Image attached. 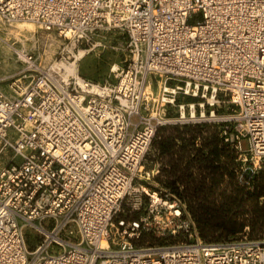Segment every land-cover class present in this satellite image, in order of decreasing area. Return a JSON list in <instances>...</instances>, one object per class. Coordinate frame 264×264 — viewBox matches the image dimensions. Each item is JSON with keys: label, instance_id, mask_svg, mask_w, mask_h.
I'll use <instances>...</instances> for the list:
<instances>
[{"label": "built area", "instance_id": "obj_1", "mask_svg": "<svg viewBox=\"0 0 264 264\" xmlns=\"http://www.w3.org/2000/svg\"><path fill=\"white\" fill-rule=\"evenodd\" d=\"M0 15L65 42L0 78V264H264V241L203 242L145 185L162 129H213L238 175L264 172V0H0ZM107 32L125 36L114 81L81 85L65 65Z\"/></svg>", "mask_w": 264, "mask_h": 264}, {"label": "rangeland", "instance_id": "obj_2", "mask_svg": "<svg viewBox=\"0 0 264 264\" xmlns=\"http://www.w3.org/2000/svg\"><path fill=\"white\" fill-rule=\"evenodd\" d=\"M0 25L3 28H6L7 23L0 22ZM35 35V37H41L42 33L38 29L33 35L26 34L22 35L20 39H16L13 36H8L7 44L0 40V77L1 76H12L14 73H16L18 70H20V63H17L15 61V57L13 56L10 47L12 44L14 46H18V48L22 46H29L31 43L32 37ZM53 36H57L55 33H51ZM6 37L5 32H0V39H4ZM58 37V36H57ZM125 43V36L120 35L116 32H107L99 34V36L95 37L94 45L90 46V44H84L77 48V52L79 54V51H85L86 55L84 58L79 59L76 61V68L78 75L86 79L87 81H90L92 83H102L105 80H111L114 81L113 74H110V68L115 64H120L125 57V52L122 50V45ZM65 44V42H64ZM98 44V45H97ZM100 44V45H99ZM61 46H57L52 53L53 57L50 60H47L48 62L54 61L59 57L58 52L60 51ZM29 54H34L35 56H39L40 58L46 57L45 55L48 54L47 52L44 53L43 47L41 45H36L32 51L29 52ZM37 58V57H36ZM46 62V63H48ZM45 63V65H46ZM155 83V82H153ZM154 84V90H153V98L154 100L158 98L159 92L155 91ZM187 100V99H186ZM233 106L230 103L221 104L220 108L218 109L219 113H223L225 110H228L227 112H230L232 110ZM154 110L156 112V108L154 107ZM168 114L170 116L176 115L175 109H170L168 111ZM136 119L134 118L133 121ZM172 129H164L163 133L160 134V136H166L168 134H172ZM178 132L184 133L182 136H186L187 138H190L192 135H197L199 133L198 138L195 141L196 148H200L203 144V141L201 139L202 137L209 136L211 133L210 130H206V136L202 134V131L196 130L195 128H190L189 131H185L184 128H178ZM158 140V139H157ZM177 146H181L180 142H177ZM177 149V148H176ZM204 156L208 157L207 151H204ZM169 164V158L167 155H163L159 157V151L157 150V147L154 143L151 144L149 153L147 155L146 161H145V170L153 171L154 174H156V171L158 170V174L155 175L154 178H151L150 181L146 187H149L152 191H158L163 189H169L168 184H174L172 186L173 189H170V191L173 193V190H178V192L181 193V191L188 188H194L199 187L203 190H212L214 192L213 198H218L216 203L220 202V198L217 197L220 193H226L228 195L233 196H239L241 202L243 203L242 207L239 208L238 206H235V209L233 210L232 214H236L237 221H244L246 224V227L243 229V232L237 234L234 237H229L228 239H222L221 241H210L203 239L201 237V234L199 232V229L197 227L195 218L192 216V214L189 211L188 204L181 199V201L185 204L187 211L191 218L193 219L196 229L198 238L203 242L208 243H234L239 241H264V227L256 228L254 229L252 227L253 222H255V216L252 214V210L254 205H257L258 207L264 206V194L263 196L259 197L261 190L257 187L258 181L263 178L264 179V172H260L256 175H251L249 173H242L241 175H238L235 170H247L248 167L244 166L242 167L241 163L237 162L236 157L230 153L226 152L221 156L219 162L215 166H220L221 170L217 171L215 174H211L210 171L206 169H202V166L193 163L190 166L191 174L194 177V180L197 179L199 181L193 182L190 184L181 185L179 183H176L175 177L169 173L170 172V166ZM204 167V164H203ZM181 168H184V165L181 166ZM246 171V172H247ZM177 176V175H176ZM203 177H206L207 180L203 181V183L200 181ZM213 178H215V181L213 182ZM249 183L251 186L254 185L256 189V195L254 197H249L247 194V190L245 187L247 186L246 183ZM174 194V193H173ZM176 196V195H175ZM202 197V196H201ZM212 198V197H211ZM209 202H212V200L209 199ZM221 233H218L220 235ZM53 254H59L61 251H58L57 248L52 249Z\"/></svg>", "mask_w": 264, "mask_h": 264}, {"label": "trees", "instance_id": "obj_3", "mask_svg": "<svg viewBox=\"0 0 264 264\" xmlns=\"http://www.w3.org/2000/svg\"><path fill=\"white\" fill-rule=\"evenodd\" d=\"M187 101L191 102L193 99L187 98ZM195 129L200 130L199 128ZM184 130L189 131L190 128H184ZM178 131V128H175L172 134L160 136L164 131L163 129L158 130L152 141L159 151V157L163 155L168 156V166L171 168L169 173L173 178L175 177L176 183L187 186V184L193 182L194 177L190 170V166L193 163L202 166V169L210 171L211 174H215L217 171L221 170L220 166L215 165L218 164L223 152L225 154L229 151L222 146V141L215 130L211 129L209 136H201L203 141L201 149L195 146V141L199 133H197V135L194 133L190 138H187L186 136H182L184 133ZM177 142H180L181 146L178 147ZM204 151H207L208 157L204 156ZM182 165H184V168H181ZM205 180H207V178L202 176L200 181L203 183ZM197 181L199 180H194V182ZM214 181L215 178H213V182ZM173 185L174 184H168L167 186L169 189H173ZM257 187L261 190L258 196H263V178L258 181ZM173 193L178 199H182L189 205V211L195 218L203 239L218 242L222 239L236 236L243 232V229L246 227L244 221H237L236 218H234V215L235 217L237 215L232 214L235 206L241 208L243 205L239 196L220 193L217 197L221 200L219 203H216L218 198H213L215 194L212 190H203L199 187H187L185 190L181 191V193L178 192V190H173ZM209 199L212 200V202H209ZM252 214L255 216V222H253L252 227L254 229H261L264 227V206L258 207L254 205ZM218 233L221 234L218 235Z\"/></svg>", "mask_w": 264, "mask_h": 264}, {"label": "bare ground", "instance_id": "obj_4", "mask_svg": "<svg viewBox=\"0 0 264 264\" xmlns=\"http://www.w3.org/2000/svg\"><path fill=\"white\" fill-rule=\"evenodd\" d=\"M0 22H5L7 23V27L3 28L0 25V32L4 31L6 37H4V39H0L1 41H3L4 43L7 44L8 36H13L16 39H20V37L22 35H26V34H30L33 35L38 29L40 30V32L42 33L41 37H35V35L32 37V39L30 40L31 43L29 46H22L20 48H18V46H14V44H12V46L10 47V50L13 54V56L15 57V61L17 63H20L21 67L20 70H18L16 73L22 71L25 67H26V59L25 56L29 54L30 51L33 50V48L36 45H41L43 47L44 53H48L46 54L44 58H40L39 56L37 57L36 63L38 66L43 67L45 65L46 62H48L47 60L52 59L53 55L52 53L54 52L55 48L57 46H61L64 45V40L61 39L60 37L57 36H52L51 33L45 31L42 26L38 23L35 22H31V21H23V20H7L5 18H3L0 15ZM86 55L85 51L80 50L79 54L76 56V60L82 59L84 58V56ZM65 69L66 71L77 77L79 79V83L81 85H83L84 81L82 80V78L77 74V68H76V63L72 64L70 66L65 65ZM14 73V74H16ZM13 75V74H12ZM10 76V75H8ZM8 76H1L0 78H4V77H8ZM157 100V99H155ZM156 110H158V107H156ZM155 197V195H153Z\"/></svg>", "mask_w": 264, "mask_h": 264}]
</instances>
